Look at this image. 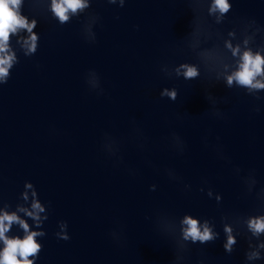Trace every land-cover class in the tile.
Segmentation results:
<instances>
[{
    "label": "water",
    "instance_id": "1",
    "mask_svg": "<svg viewBox=\"0 0 264 264\" xmlns=\"http://www.w3.org/2000/svg\"><path fill=\"white\" fill-rule=\"evenodd\" d=\"M89 3L61 25L51 0L21 2L39 39L26 56L28 33L9 37L18 62L0 86V214L45 233L35 264H247L258 241L244 219L264 214V91L226 85L237 61L224 42L243 47L252 37L248 47L264 48L263 0H229L219 24L211 0ZM181 63L200 76L177 77ZM173 88L175 102L161 97ZM27 184L48 217L39 228L18 211L31 210ZM185 215L208 220L218 239L185 241ZM61 222L67 241L57 238ZM225 223L237 239L232 254ZM5 236L25 232L13 224Z\"/></svg>",
    "mask_w": 264,
    "mask_h": 264
},
{
    "label": "clouds",
    "instance_id": "2",
    "mask_svg": "<svg viewBox=\"0 0 264 264\" xmlns=\"http://www.w3.org/2000/svg\"><path fill=\"white\" fill-rule=\"evenodd\" d=\"M22 0H0V86L6 84L10 78V69L16 64L17 58L14 52L9 48V37L16 34L18 30H24L28 33L26 39L22 41L24 54L30 56L37 51L38 35L33 32L36 28L37 22L28 21L27 18L20 15L19 9ZM109 3L115 4L117 0H108ZM120 6L123 7L124 0H119ZM90 7L89 0H51V12L54 17L58 19L61 25L69 22L70 16H75L78 13L84 12ZM231 4L229 0H211L208 14L215 17L217 24L222 23L225 15L230 11ZM95 20L93 19V23ZM255 24V21H252ZM91 39L95 41V33H90ZM230 37H234V32H229ZM252 37H247L243 41V47L240 44L233 45L230 40L224 42V47L231 52L232 56L236 58V65L230 74H226L224 79L226 85L231 88L233 85L245 89L249 95H255L264 91V48L253 51L248 47ZM208 58L213 56V53L207 51L204 53ZM225 72L228 70V65L224 66ZM166 71V69H164ZM177 77H182L185 81H192L200 76L199 68L190 63H181L175 68ZM95 76V73H93ZM161 97H168L175 102L178 97V90L173 88L171 90L164 89L161 92ZM256 99H261L255 96ZM257 111L259 109H256ZM216 115L222 116L217 112ZM237 171H239L237 169ZM256 181L252 179L250 185H254ZM28 189H33V185L27 184ZM151 191H155L153 186ZM203 191V189H201ZM213 195L209 190L208 196ZM31 210L25 207L18 208L19 212H23L36 222V227L39 228L44 220H47V215L41 216L45 212V207L37 199V192L33 189L31 192ZM23 199H29L28 193L25 192ZM216 201L219 203L221 197L216 196ZM13 224H19L24 230L25 236L23 239L12 238L5 236ZM244 224L247 232L250 234V239L258 241L257 243H249V250L245 253V260L247 264L264 259V214L250 215L244 219ZM61 233H57V238L67 241L70 237L66 234L67 223L61 222ZM223 231L226 236V242L223 247L226 253L232 254L234 246L237 244L234 229L231 225L225 223ZM182 237L185 241L192 243L199 242L200 244L211 243L218 239L219 234L214 231L213 225L208 220L201 222L199 219L193 218L191 215H185L181 221ZM42 231H30L29 225L15 213L9 214L3 212L0 214V241H3L5 247L0 252V264H35V260L39 258L38 253L42 251V245L37 242V237L44 236ZM33 257V259H29Z\"/></svg>",
    "mask_w": 264,
    "mask_h": 264
}]
</instances>
